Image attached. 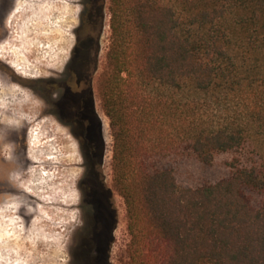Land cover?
<instances>
[{
	"label": "trees",
	"instance_id": "1",
	"mask_svg": "<svg viewBox=\"0 0 264 264\" xmlns=\"http://www.w3.org/2000/svg\"><path fill=\"white\" fill-rule=\"evenodd\" d=\"M94 1H85L86 28L100 19ZM97 4L110 18L101 90L114 187L128 218L125 264H264V0ZM31 84L42 95L52 85ZM87 89L56 101L71 112L59 117L84 158L71 264H112L117 209L91 83ZM246 148L255 161L235 158L223 178L180 183L184 168L208 169L218 155Z\"/></svg>",
	"mask_w": 264,
	"mask_h": 264
},
{
	"label": "rangeland",
	"instance_id": "2",
	"mask_svg": "<svg viewBox=\"0 0 264 264\" xmlns=\"http://www.w3.org/2000/svg\"><path fill=\"white\" fill-rule=\"evenodd\" d=\"M85 1L0 0V105L3 100L13 114L8 124L0 120V264H71L75 234L83 222L79 184L84 158L78 139L46 112L45 102L28 84L62 74L77 43ZM109 23L107 14L94 80L95 110L105 142L106 182L118 217L112 264H125L128 218L124 199L114 187V138L101 90ZM13 75L26 86L14 82ZM6 80L14 92L3 83ZM251 151L218 155L208 169L184 168L179 181L184 185L216 181L227 174V165L235 158L255 161Z\"/></svg>",
	"mask_w": 264,
	"mask_h": 264
},
{
	"label": "flooded vegetation",
	"instance_id": "3",
	"mask_svg": "<svg viewBox=\"0 0 264 264\" xmlns=\"http://www.w3.org/2000/svg\"><path fill=\"white\" fill-rule=\"evenodd\" d=\"M100 0H95L93 14L97 18L96 23L90 28L82 25L77 31V43L72 51L71 58L64 68L61 75L57 78H49L51 83V89L49 93L42 95L35 89V85L31 84L30 88L35 94H37L46 104L47 113L54 116L63 126L67 127L71 132L73 128L66 119L59 116L64 113L71 114L70 111L57 109L58 104L56 101L63 99L65 96H72L78 98L79 96H87L89 91L87 86L91 83L93 88L94 107H95V93H94V80L99 67V58L101 53V39L105 27V15L102 9L97 4ZM2 68L0 67V70ZM12 79L14 82L26 86L25 81L13 75ZM34 83V82H31ZM85 86V91L82 94H78L76 87ZM84 89V88H83Z\"/></svg>",
	"mask_w": 264,
	"mask_h": 264
},
{
	"label": "bare ground",
	"instance_id": "4",
	"mask_svg": "<svg viewBox=\"0 0 264 264\" xmlns=\"http://www.w3.org/2000/svg\"><path fill=\"white\" fill-rule=\"evenodd\" d=\"M1 50V49H0ZM15 61V60H14ZM13 61V62H14ZM10 65H11V63H10ZM17 65V64H16ZM12 67V66H11ZM16 68V67H15ZM20 74H24V72L23 71H21L20 70V72H19ZM3 83H5L7 86H9L10 87V90L11 91H15V88L13 87V86H11V85H9V83H8V81L6 80L5 82H3ZM2 86V85H1ZM3 87V86H2ZM10 91V92H11ZM22 91V90H21ZM9 92V93H10ZM5 95V94H4ZM4 98V97H3ZM9 105V104H8ZM13 118V114L10 112V110L8 109V107H7V105H6V103H4V101L2 100V102H1V105H0V120H1V122L3 123V124H8L9 122H10V120H9V118ZM19 120H17V122L19 123L20 122V118L19 117H17ZM16 118V119H17ZM0 122V123H1ZM2 124V125H3ZM3 128V127H2ZM5 128V127H4ZM7 129V128H6ZM3 130V129H2Z\"/></svg>",
	"mask_w": 264,
	"mask_h": 264
}]
</instances>
